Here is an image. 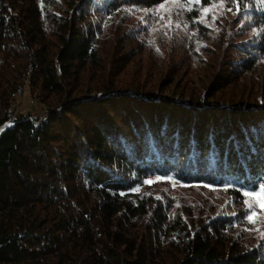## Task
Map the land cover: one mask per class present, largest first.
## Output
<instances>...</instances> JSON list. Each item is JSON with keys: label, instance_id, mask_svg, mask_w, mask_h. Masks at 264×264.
I'll use <instances>...</instances> for the list:
<instances>
[{"label": "trees", "instance_id": "1", "mask_svg": "<svg viewBox=\"0 0 264 264\" xmlns=\"http://www.w3.org/2000/svg\"><path fill=\"white\" fill-rule=\"evenodd\" d=\"M256 71L264 0H0V264H264Z\"/></svg>", "mask_w": 264, "mask_h": 264}, {"label": "rangeland", "instance_id": "2", "mask_svg": "<svg viewBox=\"0 0 264 264\" xmlns=\"http://www.w3.org/2000/svg\"><path fill=\"white\" fill-rule=\"evenodd\" d=\"M223 12L220 11L219 14H217L218 16L221 17V14ZM210 14V11L207 13V16ZM260 75L261 78V83L264 82V73H259L258 71L253 73V76H257ZM160 96V95H159ZM165 96V95H164ZM15 109L16 112H26L28 110L32 111L33 113L40 114L42 117H45L47 115L46 111L43 110L39 105L34 104L31 101V98L29 96L28 93H24L21 97H19L16 102H15ZM12 125L11 122L5 124L4 126L0 127V133L6 129L8 126ZM162 181H169L173 186H176L178 183L173 180L172 178H161V177H153L150 178L146 181V184L151 185V186H155L157 184H159ZM261 190L257 191V192H253V193H259ZM248 198V205L251 208V214L250 217H252L251 221L252 222H257V221H264V208L261 207V204L257 202V199L254 198L253 196H249L247 195Z\"/></svg>", "mask_w": 264, "mask_h": 264}, {"label": "snow or ice", "instance_id": "3", "mask_svg": "<svg viewBox=\"0 0 264 264\" xmlns=\"http://www.w3.org/2000/svg\"><path fill=\"white\" fill-rule=\"evenodd\" d=\"M191 2V0H189ZM165 6L162 5L161 8H164ZM217 7H223V3L217 5ZM231 9H229L230 11ZM209 12V9H204V14L206 15ZM213 20H215V17H213ZM202 22V21H201ZM245 195L253 196L254 198L257 199V202L261 204V207L264 208V189H261L259 193H245ZM251 220L252 217H249Z\"/></svg>", "mask_w": 264, "mask_h": 264}, {"label": "water", "instance_id": "4", "mask_svg": "<svg viewBox=\"0 0 264 264\" xmlns=\"http://www.w3.org/2000/svg\"><path fill=\"white\" fill-rule=\"evenodd\" d=\"M4 130H5V129H4ZM4 130H3V131H4Z\"/></svg>", "mask_w": 264, "mask_h": 264}]
</instances>
